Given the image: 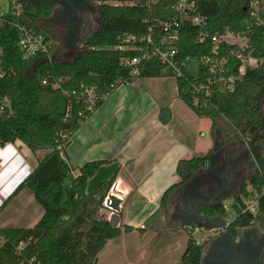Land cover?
Instances as JSON below:
<instances>
[{
    "label": "trees",
    "instance_id": "1",
    "mask_svg": "<svg viewBox=\"0 0 264 264\" xmlns=\"http://www.w3.org/2000/svg\"><path fill=\"white\" fill-rule=\"evenodd\" d=\"M96 1L89 0L92 4ZM152 1L155 3L148 5ZM255 1H259L261 8L253 15L251 4ZM175 4L176 0H139L136 5L103 2L98 7L101 14L99 26L87 38L82 53L72 62H57L44 54L28 59L19 47L17 25L43 33L47 40L55 42L50 26L36 27L52 17L54 8L51 5L22 3L21 15L10 11L4 16L12 24H0V71L3 72L0 77V147L22 142L36 157L38 165L0 212L23 189H28L42 208L43 216L32 228H0V264H96L107 243L121 236L120 228L101 215L118 173L88 193L89 181L100 167L109 163H86L74 175L77 169L69 165L65 153L73 135L104 103V97L113 94L121 83L138 78H176L179 98L198 117L213 122V136H216L218 122L225 120L234 130V138L252 148L251 166L256 168V173L242 183L239 195L233 199L240 202L241 196L248 197L247 187L252 186L254 194L259 195L258 212L256 215L239 214L231 225L233 228L262 225L264 0H198V14L207 19L205 31L211 36L230 31L247 39L244 48L222 44L219 50V57L227 61L224 76L236 79L232 90L217 83L205 66H199V72L195 74L184 69V75L178 77L166 71L155 57L142 61L138 77L131 75L132 67L124 61L143 53L118 48L134 46V42L125 41L128 37L142 39L151 32L158 40L163 35L161 23L181 17ZM200 33L199 27L188 22L180 27L177 46L181 59L211 55V41L200 43ZM137 44L147 48L145 42ZM55 47L53 43L51 54ZM250 58L257 61V66L248 64ZM242 66H245L243 74L240 73ZM57 83L60 87L53 88ZM201 86L209 87V95L205 91L196 92L195 89ZM87 88L95 89L93 112L87 110V96L84 95ZM5 99L9 102L7 105ZM80 113L84 116L81 117ZM170 120V111L162 109L161 121L167 124ZM60 144L64 146L62 152L58 150ZM212 153L213 150L183 162L188 171L178 170L182 182L166 192L162 207L167 204L171 192L208 168ZM233 208L237 205L234 204ZM199 213L204 218H227L222 202L211 204ZM184 229L189 239L180 264H201L205 243L199 244L194 236L195 221L187 223Z\"/></svg>",
    "mask_w": 264,
    "mask_h": 264
},
{
    "label": "crops",
    "instance_id": "2",
    "mask_svg": "<svg viewBox=\"0 0 264 264\" xmlns=\"http://www.w3.org/2000/svg\"><path fill=\"white\" fill-rule=\"evenodd\" d=\"M162 109L171 113L167 124L161 121ZM213 132V122L198 117L179 98L176 78L161 77L138 78L122 85L73 135L65 157L77 169L75 174L92 161L118 163L117 179L128 191L120 212L101 211L108 220L118 215L122 234L107 243L96 264H180L189 239L184 228L190 222L173 219L174 203L183 199L191 179L207 170L171 192L162 207L166 192L182 182L178 170L188 171L184 161L213 150L214 163H230L231 174L230 165L237 167L249 153L240 149L246 144L234 138V130L225 120L218 122L216 136ZM37 165L22 142L0 147V208ZM242 169L243 174L246 167ZM225 190L222 197L230 201L240 193L231 196L227 192L234 189L228 185ZM11 210L17 212L11 214ZM42 216L33 194L23 189L1 210L0 228H32Z\"/></svg>",
    "mask_w": 264,
    "mask_h": 264
},
{
    "label": "built area",
    "instance_id": "3",
    "mask_svg": "<svg viewBox=\"0 0 264 264\" xmlns=\"http://www.w3.org/2000/svg\"><path fill=\"white\" fill-rule=\"evenodd\" d=\"M139 0H132L130 3H126V5H136L138 4ZM9 2V9L4 10L2 6L0 5V24H6L8 21L4 18L6 14H8L10 11L15 15H21L22 14V3L18 0H14L12 2ZM155 2H148V5H151ZM251 7L254 10L253 15H255L257 12L260 11V3L259 1H255L251 4ZM175 9L181 14V17L179 19L174 18L173 20L161 23V30L163 35L160 36L158 40H156L154 33L151 32L147 37L142 39H136L135 37H128L125 41L127 43L134 42V46H120L118 49L120 50H134V51H140L143 53L142 56L135 57L131 60L126 59L124 63L126 65H130L132 67V73L131 75L133 77H138L140 75L139 66L141 65L143 60L150 59V58H157L166 68V71L173 72L176 76L180 77L184 75V69L187 70V72L190 73H197L199 72V66L207 67L209 74L214 75L215 80L217 83H222L227 86L229 90H232L234 88L235 84V78L229 77L226 78L224 75L226 74V67L225 64L227 63L225 58L219 57V50L222 44H230V45H238L241 48L246 47L247 45V39L244 37H241L239 35H236L230 31H226L222 35H214L211 36L208 31H205L207 28V19L201 15L198 14V0H176ZM264 11V7H263ZM191 23L195 27H199L201 30V33L199 35V42L205 43L207 41H211L212 44V53L211 55L201 57L200 59H196L195 57H186L185 59H181L179 57V48L177 44L180 41V27L183 25V23ZM12 24L11 22H8ZM16 27L19 28L20 31V40H19V47L21 48L22 52L24 53L25 58L31 59L35 58L40 54L44 55H50L49 58H51L52 54L51 51L53 49V41L47 40L46 36L43 33H38L34 29H29L26 26H20L17 25ZM39 28V26H36ZM150 31H153V29H150ZM246 41V42H245ZM139 44L145 42L147 45V48L144 49ZM245 42L244 45L241 43ZM252 59V58H250ZM250 59L248 61V64L252 67L257 66L251 65ZM255 60V59H254ZM256 61V60H255ZM257 62V61H256ZM245 64V61H243ZM245 72V66H242L240 68V73L243 74ZM3 76V72L0 71V77ZM210 83L211 80H208ZM46 84V82H45ZM125 84H131V82L126 81L124 83H121L117 90ZM60 85L57 83L53 86V88L58 89ZM197 93L201 91H205L206 95H209L210 90L208 86H201L200 88L195 89ZM84 95L87 96V99L85 102L87 103V110L89 112L94 111V107L96 105V94L94 88H87L85 90ZM109 96H105L104 100H106ZM4 103L7 105L9 102L5 99ZM197 103V100H196ZM81 117L84 116V113L79 114ZM65 138V136H63ZM63 145L58 146V150L61 152L63 151ZM74 175L75 172H73ZM114 185V184H113ZM113 187V186H112ZM247 191L249 193L248 197L241 196V201L236 202L231 200L230 202H223V209L225 213L227 214V218L225 221L226 225H230L235 217L239 214H246L250 213L252 215H256L259 208V195L257 193L254 194V190L252 186L247 187ZM114 194L116 197L123 200L124 197L116 194L113 192L112 188L109 192V194ZM109 194L106 197L104 201V207L111 210L106 206V202L109 199ZM234 204L237 205V208H233ZM112 211V210H111ZM198 231H206L205 229H196V232ZM207 236L205 237V239ZM200 243V242H198ZM20 250H22V247H20Z\"/></svg>",
    "mask_w": 264,
    "mask_h": 264
},
{
    "label": "flooded vegetation",
    "instance_id": "4",
    "mask_svg": "<svg viewBox=\"0 0 264 264\" xmlns=\"http://www.w3.org/2000/svg\"><path fill=\"white\" fill-rule=\"evenodd\" d=\"M29 1H48L54 5V14L51 18L43 21L42 24L43 26L48 25L52 29H54L53 25L59 26L60 30L67 29L68 33L63 40L70 48L71 56L76 55L77 46L75 43L77 41L82 42L84 39V36H80L83 15L92 10V3L86 0ZM217 164L216 169L211 171L208 168L206 173L200 174L196 179H191L183 199H179L178 202L174 203V220L194 221L191 211H200L209 204L201 208L199 205L192 203L193 201L206 203L214 197L218 198L219 196L216 195L226 185L234 190L237 189L243 171L242 161L237 167L236 165L233 166V163L230 165V167L232 166L231 174L229 171L230 163L227 165L224 163ZM207 233L208 236L204 241L205 246L202 252V254H205L203 264H264V220L262 225L233 228L230 224L227 229H214L213 231H207Z\"/></svg>",
    "mask_w": 264,
    "mask_h": 264
},
{
    "label": "rangeland",
    "instance_id": "5",
    "mask_svg": "<svg viewBox=\"0 0 264 264\" xmlns=\"http://www.w3.org/2000/svg\"><path fill=\"white\" fill-rule=\"evenodd\" d=\"M132 0H97L94 4H91L93 6L92 10L88 11L86 14L83 15V23L81 26V35L84 36L82 42H76L75 45L77 46V53L76 55L71 56L70 54V48L66 45L64 42V37L67 35L68 30H60L59 26L53 25L54 29H52L53 38L55 39V45L54 52L52 54L51 59L57 62H72L75 60L83 51V45L85 44V41L87 38L92 34V32L99 26L100 24V18L101 14L99 11V5L103 4L105 2L106 4L110 5H126V3H130ZM0 5L2 8L6 11L9 9V2L8 0H0ZM50 24V23H47ZM43 24L39 25V27H42ZM246 42V41H245ZM245 42H242L241 44L244 45ZM1 49H0V55H1ZM251 65H256L257 62L254 59H250L249 62ZM264 106V103H263ZM263 130H264V124H263ZM226 133H230L228 130H226ZM243 148V149H242ZM240 148L241 150L249 152L247 154V157L242 161L243 167H246V170L241 176L239 187H237L236 190H229L227 193H229L231 196L237 195L240 190V186L242 183L247 181L251 176H253L256 173V168L251 166L252 161V148L250 146L243 145V147ZM226 202H230V198L225 200ZM18 206V205H15ZM13 206L12 208H15ZM11 208V209H12ZM11 214H15L17 211L11 210ZM207 231H198L196 232L195 238L197 242H200L199 244L204 243L205 237H206Z\"/></svg>",
    "mask_w": 264,
    "mask_h": 264
},
{
    "label": "water",
    "instance_id": "6",
    "mask_svg": "<svg viewBox=\"0 0 264 264\" xmlns=\"http://www.w3.org/2000/svg\"><path fill=\"white\" fill-rule=\"evenodd\" d=\"M18 1L21 3H27V4H32V5L48 4V5H51L52 7L54 6L52 3L48 2V1H45V2L44 1H29V0H18ZM86 1L89 2V0H86ZM252 152H253V150H252ZM216 166H217V163H214L213 157L210 156L208 168L212 171V170L216 169ZM118 172H119V164L118 163H113V164L108 165V166L100 167L98 169V171L96 172L95 176L89 181L87 192L92 193L101 184H103L107 180H110ZM189 184L190 183H188L187 186ZM112 190L114 193H116L122 197H126L128 194V191L125 188L121 179H117L115 181V183L112 187ZM225 191L226 190L224 187L216 195V196H219L218 198L214 197L213 199H210L206 203H202V202H198V201H193L192 203H195L202 208V207H205L206 204L210 205V204H217L219 202H223L224 200L228 199V198L222 197L223 196L222 194H224ZM122 203H123L122 199L116 197L114 194L111 193V194H109V199L106 202V206L108 208H110L112 211L118 213L121 210ZM186 208L189 209L188 206H186ZM191 213H192V216L194 218V221H195L198 229H205L207 231H213L214 229H220V228L227 229V225H226L225 221L221 218H204L200 215L199 211H196V210L191 211ZM110 222L113 226H115V227L118 226V224L120 222L118 215L117 214L112 215V217L110 218ZM204 259H205V254L203 253L202 254V260H201L202 264L204 263Z\"/></svg>",
    "mask_w": 264,
    "mask_h": 264
}]
</instances>
